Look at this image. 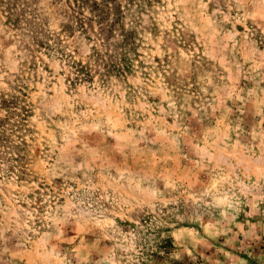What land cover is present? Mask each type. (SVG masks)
Listing matches in <instances>:
<instances>
[{"label": "rangeland", "instance_id": "374dc122", "mask_svg": "<svg viewBox=\"0 0 264 264\" xmlns=\"http://www.w3.org/2000/svg\"><path fill=\"white\" fill-rule=\"evenodd\" d=\"M97 1L0 0V264H264V0Z\"/></svg>", "mask_w": 264, "mask_h": 264}, {"label": "trees", "instance_id": "16d2710c", "mask_svg": "<svg viewBox=\"0 0 264 264\" xmlns=\"http://www.w3.org/2000/svg\"><path fill=\"white\" fill-rule=\"evenodd\" d=\"M112 1L113 0H98L97 2H91V3L87 2L86 4L88 5L89 10L98 19L100 24H103V23L108 22L109 16L112 13V10H113L112 7H111V2ZM106 32L109 33L108 31H106ZM110 33H112V32H110ZM125 34H127V32ZM125 37L126 38H125V40H123V42L127 43L126 39H128V37H127V35H125ZM6 119H8V118H6ZM2 123H3V121L0 120V127L2 126Z\"/></svg>", "mask_w": 264, "mask_h": 264}]
</instances>
